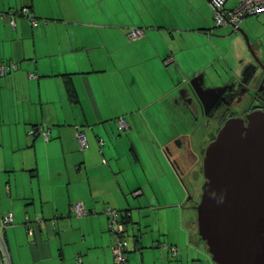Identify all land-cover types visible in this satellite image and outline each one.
Wrapping results in <instances>:
<instances>
[{
  "label": "crops",
  "instance_id": "1",
  "mask_svg": "<svg viewBox=\"0 0 264 264\" xmlns=\"http://www.w3.org/2000/svg\"><path fill=\"white\" fill-rule=\"evenodd\" d=\"M23 6L38 24L23 16L11 24L9 10ZM186 7L170 0H0V63L17 64L0 77V214L13 215L1 231L8 262L0 250V264H114L106 206L130 215L128 264H215L190 198L201 132L190 133L195 118L178 93L195 76L204 86H223L250 63L251 50L261 59L264 50L250 43L251 57L232 71L221 51L236 37L212 32L211 11L195 27L180 14ZM132 27L144 36L129 39ZM217 63L229 66L220 72ZM38 126L46 137L30 133ZM75 128L86 135L85 149ZM77 202L87 214L73 213Z\"/></svg>",
  "mask_w": 264,
  "mask_h": 264
},
{
  "label": "water",
  "instance_id": "2",
  "mask_svg": "<svg viewBox=\"0 0 264 264\" xmlns=\"http://www.w3.org/2000/svg\"><path fill=\"white\" fill-rule=\"evenodd\" d=\"M237 31L251 50L244 31L240 27ZM201 81L195 76L178 94L187 92L206 112L205 97L213 103L228 85L207 88ZM247 122L226 120L202 156L197 231L215 264H264V113L253 112ZM166 150L171 158L172 152ZM171 161L178 171L179 161L175 157Z\"/></svg>",
  "mask_w": 264,
  "mask_h": 264
},
{
  "label": "built area",
  "instance_id": "3",
  "mask_svg": "<svg viewBox=\"0 0 264 264\" xmlns=\"http://www.w3.org/2000/svg\"><path fill=\"white\" fill-rule=\"evenodd\" d=\"M226 1L228 0H211V3L214 4V16L215 24L217 26H225L229 24L233 27V30L236 32L239 28V23L249 15H258L261 11H264V0H234V5L227 6ZM10 13V22L14 23L15 16H23L27 18L31 24L34 26L38 24V21L35 19L34 15L29 12L28 7L23 6L20 10L14 11L9 10ZM144 36V31L141 28H133L129 30L128 38L132 40H139ZM168 61L171 62L172 58H168ZM17 64L15 61L8 63H0V77L4 76L12 70H15ZM118 127L122 130H127V124L124 118H121L117 121ZM75 139L80 150L87 147L86 135L84 131L80 128H75ZM31 134L42 133L46 137V132L42 130L41 126L32 128L29 130ZM103 141L99 140V144H102ZM72 211L77 216L87 214L86 209L83 208L82 204L76 203L72 206ZM107 217L108 229L112 235H115V241L110 246L111 247V257L114 264H128L127 258V231L126 225L129 220L130 215L126 212L117 210L110 206H106L103 209ZM13 223V215L10 212L5 214H0V250L4 254L6 261L8 262V251L6 248L5 240L1 235V231L6 229V226H9ZM27 223V233L31 235L33 233V228L30 223ZM173 255L176 253V248H172Z\"/></svg>",
  "mask_w": 264,
  "mask_h": 264
},
{
  "label": "rangeland",
  "instance_id": "4",
  "mask_svg": "<svg viewBox=\"0 0 264 264\" xmlns=\"http://www.w3.org/2000/svg\"><path fill=\"white\" fill-rule=\"evenodd\" d=\"M170 1L171 2L180 1L181 4L187 5V7L185 8V11H180V14L185 19H187V18L190 19V21H192V23H194L195 27L199 25L198 21H199L200 17L203 15L205 16L206 11H211L210 24H211L212 32L214 31V33L219 34V35H227V37H229V36L236 37L233 41H228L229 46L221 51L222 54H225L228 51L227 52L228 56H227L226 60H227V63H229L232 66V71L235 72L236 66H237L236 62L239 59H241V57L246 58V56H247L246 59H249L251 57L250 50L248 53V50H247L248 48L246 49L245 44L243 42L244 40L240 38L241 34L238 31L237 32L240 34V36L238 35L237 32H235L233 30L231 25H228V24L225 25L226 27L231 28L228 33L226 30H224L225 26H216L214 9H213V7L210 6V4L207 3L206 0H170ZM226 3H227V6H232L235 4L234 0H228V1H226ZM260 13L264 14V11H261ZM260 13L258 15H249L248 17L244 18L239 23L238 26L248 36L251 44H255L256 46L261 47V49L264 50V15L260 16ZM208 47H209V45H208ZM228 66H229L228 64L222 65V64L217 63L215 65V68L217 69V71L221 72L222 69H225V68L227 69ZM211 71H213V70H210L209 72H211ZM205 83L207 85H209L208 82H205ZM206 87L211 88L209 86H206ZM205 123L206 124L208 123V124L205 125L204 120H203V122L200 121V122H198L199 125L193 126V128H192L193 132H201L200 134L197 133L196 136H197L198 140L202 141L201 146H203L204 148L209 143L208 139L210 138V135L208 134V132L212 131L215 128V126H214L215 123H213L211 120H208V121L205 120ZM205 132H207V133L204 135ZM212 132H214V131H212ZM190 133H191V131H190ZM202 156L203 155L199 154L198 159L196 158V160L198 161V164L195 167V169L192 171V174L190 176V183H189L190 184V195L192 196L191 207L194 208L193 209V212H194L193 219L194 220L197 216L195 205L199 200V197H200L199 194L201 193V187H202V183L204 181L203 173L201 172ZM199 160H201V161H199ZM193 224L194 225L191 224L192 232L195 234V233H197L196 232V222H194ZM201 243L203 244V246L207 252L206 243H204L202 240H201Z\"/></svg>",
  "mask_w": 264,
  "mask_h": 264
},
{
  "label": "flooded vegetation",
  "instance_id": "5",
  "mask_svg": "<svg viewBox=\"0 0 264 264\" xmlns=\"http://www.w3.org/2000/svg\"><path fill=\"white\" fill-rule=\"evenodd\" d=\"M254 55L256 56L255 53ZM256 58L252 57L250 63L243 66L239 76L225 84V86L228 85L227 89L220 96H217L213 103L206 99L207 96L205 97L206 108L209 107L206 112L204 110L205 113L200 110V106L195 100L190 99L191 96L187 92L181 93L186 108L193 112L195 118L193 124L195 126L203 120L205 125L208 124L205 123V120H211L215 123V128L212 130L214 132H208L210 135L209 142L215 138L217 131L229 118H242L247 125V117L250 114L253 112L264 113V57L262 59ZM202 86L205 87L203 84ZM204 149L203 147L201 150L202 155Z\"/></svg>",
  "mask_w": 264,
  "mask_h": 264
},
{
  "label": "trees",
  "instance_id": "6",
  "mask_svg": "<svg viewBox=\"0 0 264 264\" xmlns=\"http://www.w3.org/2000/svg\"><path fill=\"white\" fill-rule=\"evenodd\" d=\"M229 25V24H228ZM217 26V25H216ZM232 27V26H231ZM239 27V26H238ZM133 28H136V27H132V28H130L129 30H131V29H133ZM141 29V28H140ZM143 29V28H142ZM237 32V31H236ZM129 33V32H128Z\"/></svg>",
  "mask_w": 264,
  "mask_h": 264
}]
</instances>
